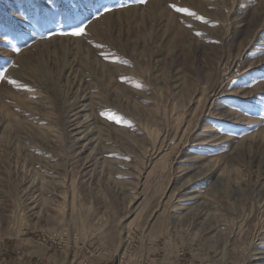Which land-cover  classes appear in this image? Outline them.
Returning a JSON list of instances; mask_svg holds the SVG:
<instances>
[{"label":"rangeland","instance_id":"rangeland-1","mask_svg":"<svg viewBox=\"0 0 264 264\" xmlns=\"http://www.w3.org/2000/svg\"><path fill=\"white\" fill-rule=\"evenodd\" d=\"M121 263L264 264V0H0V264Z\"/></svg>","mask_w":264,"mask_h":264},{"label":"snow or ice","instance_id":"snow-or-ice-1","mask_svg":"<svg viewBox=\"0 0 264 264\" xmlns=\"http://www.w3.org/2000/svg\"><path fill=\"white\" fill-rule=\"evenodd\" d=\"M105 11H108V9H105ZM177 11H179V9H177ZM84 32H85L84 28H77V30L73 32L72 35L79 36L81 34H84Z\"/></svg>","mask_w":264,"mask_h":264},{"label":"bare ground","instance_id":"bare-ground-1","mask_svg":"<svg viewBox=\"0 0 264 264\" xmlns=\"http://www.w3.org/2000/svg\"><path fill=\"white\" fill-rule=\"evenodd\" d=\"M202 170V169H201ZM206 173V172H205ZM202 174V173H201ZM201 174H199V172L198 171H194V177H200L201 176ZM199 179H197V180H195V181H198Z\"/></svg>","mask_w":264,"mask_h":264},{"label":"crops","instance_id":"crops-1","mask_svg":"<svg viewBox=\"0 0 264 264\" xmlns=\"http://www.w3.org/2000/svg\"><path fill=\"white\" fill-rule=\"evenodd\" d=\"M152 248V247H151ZM35 254V253H34ZM34 254L32 255V256H34ZM36 254H37V252H36Z\"/></svg>","mask_w":264,"mask_h":264},{"label":"built area","instance_id":"built-area-1","mask_svg":"<svg viewBox=\"0 0 264 264\" xmlns=\"http://www.w3.org/2000/svg\"><path fill=\"white\" fill-rule=\"evenodd\" d=\"M50 248V247H49ZM121 264H126V263H121Z\"/></svg>","mask_w":264,"mask_h":264}]
</instances>
